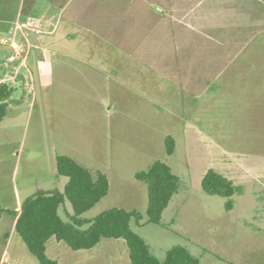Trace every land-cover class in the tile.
I'll return each instance as SVG.
<instances>
[{
	"label": "rangeland",
	"instance_id": "1",
	"mask_svg": "<svg viewBox=\"0 0 264 264\" xmlns=\"http://www.w3.org/2000/svg\"><path fill=\"white\" fill-rule=\"evenodd\" d=\"M5 1L1 4L0 0V11L10 15L19 0ZM206 1L216 14L218 0ZM225 1H229L228 8H219L236 14L239 28L234 33L240 39L233 56L224 61L228 64L208 73L198 93H190L177 80L169 82L167 90L160 85L157 99L149 96L153 103L143 101V89L130 75L136 64L129 58H122V74L104 90L96 87L67 94L58 75L41 92L37 86L35 93L26 88L20 107L9 112H25V122L13 131L5 128L7 121L0 128V206L14 210V192L22 200L43 184L63 190L67 178L55 174L56 159L48 153V143L55 141L57 111L82 119L73 121L80 135L89 134L91 125H106L110 115L121 122L110 123L114 128L111 135V129L104 127V135L95 131V136H102L101 142L93 137L94 151L85 155L91 161L95 157L104 162L98 168L109 179V192L83 214L84 218L91 219L111 207L136 210L142 220L132 228L159 258L167 249L181 245L197 256L200 264H264V0ZM2 37L8 34L0 32ZM11 53L8 44L0 43L1 65ZM28 65L36 68L33 60ZM125 80L126 86L122 85ZM147 113L158 119L136 116ZM46 116L53 120L47 121ZM167 136L175 142L170 155L166 153ZM104 141L109 142L108 148H103ZM156 160L168 164L181 179L159 224L148 222L147 186L134 177ZM210 168L237 186L229 210L224 207L227 198L207 194L201 187ZM65 206L73 212L69 201ZM61 215L65 216L63 211ZM12 216L5 213L0 218V264H38L11 228ZM46 253L58 264H130L122 239H102L88 250H72L52 239Z\"/></svg>",
	"mask_w": 264,
	"mask_h": 264
},
{
	"label": "crops",
	"instance_id": "2",
	"mask_svg": "<svg viewBox=\"0 0 264 264\" xmlns=\"http://www.w3.org/2000/svg\"><path fill=\"white\" fill-rule=\"evenodd\" d=\"M2 2L6 3L5 0ZM228 2L218 0L219 10L215 14L213 7L208 8L206 0H19L10 15L0 11V32L8 34L22 49L17 53L11 47L13 53L0 64V82L6 81L12 87L0 128L7 121L5 128L13 131L25 122V112L15 111L12 115L9 112L20 107L21 95L26 88L35 93L37 86L41 92L58 75V83L67 94L70 91L78 94L96 87L104 90L117 74H122V58L132 59L136 64L130 69L133 71L130 75H134L132 82L144 90L140 91L145 102L153 103L150 95L157 99L160 85L167 90V84H175L177 80L190 93H198L204 88L208 73L217 72L228 64L224 61L233 56L240 39L234 33L239 28L236 14L228 10L225 14L219 8H228ZM29 19L34 21L33 26L27 25ZM31 60L36 63V68H29ZM3 72L6 76L2 75ZM126 82L122 85L126 86ZM142 104L148 106L149 103ZM122 105L127 103L122 102ZM136 116L158 119L156 114ZM54 117L55 141L48 143L52 159L66 155L84 163L87 166L82 165L92 172L104 173L98 168L103 161L94 160L95 157L91 161L85 155L94 151L93 137L96 142H101L102 136H95V131H102L104 135V128L111 129V135L114 128L110 123L121 121L113 120L109 115L106 125H91L89 134L80 135L81 131H77L73 121L82 119L74 117L71 112L62 116L59 111ZM45 119L53 120L49 116ZM108 147L109 142L104 141L103 148ZM55 172L58 176L57 169ZM46 185L36 188L35 192L60 190ZM28 196L26 194L25 198ZM25 198L21 200L14 192L17 202L14 210L19 211ZM12 218L11 228L14 229L15 219ZM52 239L59 242L54 238L49 240Z\"/></svg>",
	"mask_w": 264,
	"mask_h": 264
},
{
	"label": "trees",
	"instance_id": "3",
	"mask_svg": "<svg viewBox=\"0 0 264 264\" xmlns=\"http://www.w3.org/2000/svg\"><path fill=\"white\" fill-rule=\"evenodd\" d=\"M11 94L10 84L0 82V122L6 115ZM165 144L166 153L172 154L174 139L167 136ZM56 169L58 176L67 178L62 191L38 190L22 201L19 211L0 206V218L5 213L13 215L14 232L38 264H58L46 253L51 238L64 242L72 250L91 249L102 239H122L128 249L130 264H200L199 258L181 245L167 249L163 258L157 257L145 239L132 228V225L139 226L142 220L136 210L111 207L91 219L84 218L83 214L107 195V175L101 171L92 172L66 155L56 157ZM134 177L147 186L148 222L159 224L163 211L180 188V177L161 160L137 171ZM201 187L207 194L227 198L224 207L231 209L230 197L237 192V186L225 175L210 168L201 179ZM66 200L71 204L72 213L66 210ZM62 211L65 216L61 215Z\"/></svg>",
	"mask_w": 264,
	"mask_h": 264
},
{
	"label": "built area",
	"instance_id": "4",
	"mask_svg": "<svg viewBox=\"0 0 264 264\" xmlns=\"http://www.w3.org/2000/svg\"><path fill=\"white\" fill-rule=\"evenodd\" d=\"M27 25H34V21L31 19H29L27 21ZM0 43L2 44H8L10 47H12L17 53H20L22 51V49H20L18 43L13 39V38H10V37H2L0 38Z\"/></svg>",
	"mask_w": 264,
	"mask_h": 264
}]
</instances>
